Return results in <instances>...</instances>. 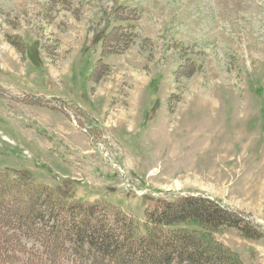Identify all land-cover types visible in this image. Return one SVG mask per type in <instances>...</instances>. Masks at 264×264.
<instances>
[{"label": "rangeland", "instance_id": "374dc122", "mask_svg": "<svg viewBox=\"0 0 264 264\" xmlns=\"http://www.w3.org/2000/svg\"><path fill=\"white\" fill-rule=\"evenodd\" d=\"M0 173L141 231L209 199L261 234L215 239L264 264V0H0Z\"/></svg>", "mask_w": 264, "mask_h": 264}, {"label": "trees", "instance_id": "16d2710c", "mask_svg": "<svg viewBox=\"0 0 264 264\" xmlns=\"http://www.w3.org/2000/svg\"><path fill=\"white\" fill-rule=\"evenodd\" d=\"M6 179L0 185V264H242L214 232L230 226L248 238L261 235L203 197L147 207L141 231L118 209L73 201L62 188Z\"/></svg>", "mask_w": 264, "mask_h": 264}, {"label": "crops", "instance_id": "0c3cea01", "mask_svg": "<svg viewBox=\"0 0 264 264\" xmlns=\"http://www.w3.org/2000/svg\"><path fill=\"white\" fill-rule=\"evenodd\" d=\"M120 96H127V95H125V93L123 92H121L120 94H119ZM113 106H115L114 104L113 105H111V108L113 107Z\"/></svg>", "mask_w": 264, "mask_h": 264}]
</instances>
